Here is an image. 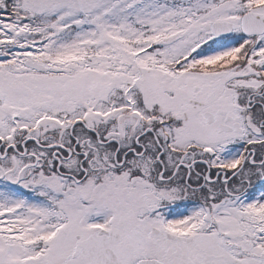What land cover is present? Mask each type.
Returning <instances> with one entry per match:
<instances>
[{"label": "snow or ice", "instance_id": "obj_1", "mask_svg": "<svg viewBox=\"0 0 264 264\" xmlns=\"http://www.w3.org/2000/svg\"><path fill=\"white\" fill-rule=\"evenodd\" d=\"M0 264H264V0H0Z\"/></svg>", "mask_w": 264, "mask_h": 264}]
</instances>
